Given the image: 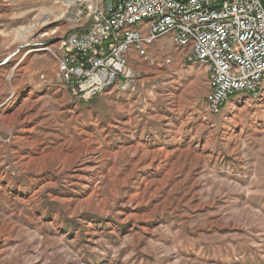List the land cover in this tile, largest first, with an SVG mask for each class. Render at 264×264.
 <instances>
[{
	"label": "rangeland",
	"instance_id": "obj_1",
	"mask_svg": "<svg viewBox=\"0 0 264 264\" xmlns=\"http://www.w3.org/2000/svg\"><path fill=\"white\" fill-rule=\"evenodd\" d=\"M93 2L0 0V264H264V82L214 114L163 36L88 98L56 57Z\"/></svg>",
	"mask_w": 264,
	"mask_h": 264
},
{
	"label": "built area",
	"instance_id": "obj_2",
	"mask_svg": "<svg viewBox=\"0 0 264 264\" xmlns=\"http://www.w3.org/2000/svg\"><path fill=\"white\" fill-rule=\"evenodd\" d=\"M100 1V0H97ZM108 0L103 9L90 5L87 27L71 34L56 57L66 81L91 98L119 86L134 91L131 60L157 65L149 49L160 39L184 44L187 57H207L214 91L208 104L215 108L225 95L254 92L264 72L263 0ZM139 16L153 17V25L138 26ZM171 61L167 59L166 64Z\"/></svg>",
	"mask_w": 264,
	"mask_h": 264
},
{
	"label": "bare ground",
	"instance_id": "obj_3",
	"mask_svg": "<svg viewBox=\"0 0 264 264\" xmlns=\"http://www.w3.org/2000/svg\"><path fill=\"white\" fill-rule=\"evenodd\" d=\"M96 9H103V2L100 6H98ZM148 25H153V17L151 16H139L138 17V26H148ZM39 25H35L27 29L26 31L23 32V37L24 39L32 37L35 35L36 31L39 29ZM163 37V29H156V38H161ZM172 44L179 48L182 51V54L184 53V44L180 42H172ZM186 63L188 64H199L207 68V57L204 56H197V57H187L186 58ZM209 71V70H208ZM210 84L212 86V92L214 91V79L213 75L210 74ZM264 82V72L262 73L261 79L257 83V87L262 85ZM256 87V88H257ZM256 91V90H255ZM241 93H250V91H244V90H236V92L231 93L229 95H225L222 100L219 102V105H217V108H215V113L220 110V108L230 99L231 96L236 95V94H241ZM251 94V93H250ZM210 110L214 112L213 106L210 105Z\"/></svg>",
	"mask_w": 264,
	"mask_h": 264
},
{
	"label": "crops",
	"instance_id": "obj_4",
	"mask_svg": "<svg viewBox=\"0 0 264 264\" xmlns=\"http://www.w3.org/2000/svg\"><path fill=\"white\" fill-rule=\"evenodd\" d=\"M159 43H161V42H159ZM157 45V44H156ZM160 46V45H159ZM135 59V57L132 59V60H134ZM131 60V61H132ZM196 63H193V64H188V65H186V64H182V66H184L185 65V67H186V69H187V71H188V69H191V68H193V65H195ZM198 65V64H197ZM202 66V65H201ZM205 70H206V74H207V77H208V73H207V69H206V67H204V66H202ZM180 68H183V67H180ZM209 82V81H208ZM208 82H207V80L205 79V81H204V85H205V88H207L208 87V89H209V92H210V87H209V85H208ZM210 84V83H209Z\"/></svg>",
	"mask_w": 264,
	"mask_h": 264
},
{
	"label": "water",
	"instance_id": "obj_5",
	"mask_svg": "<svg viewBox=\"0 0 264 264\" xmlns=\"http://www.w3.org/2000/svg\"><path fill=\"white\" fill-rule=\"evenodd\" d=\"M107 5H108V7H111L112 1L111 0H108Z\"/></svg>",
	"mask_w": 264,
	"mask_h": 264
},
{
	"label": "trees",
	"instance_id": "obj_6",
	"mask_svg": "<svg viewBox=\"0 0 264 264\" xmlns=\"http://www.w3.org/2000/svg\"><path fill=\"white\" fill-rule=\"evenodd\" d=\"M263 3H264V0H263Z\"/></svg>",
	"mask_w": 264,
	"mask_h": 264
}]
</instances>
